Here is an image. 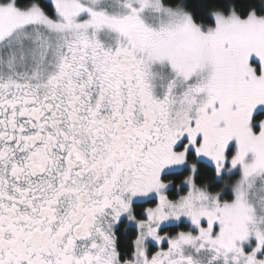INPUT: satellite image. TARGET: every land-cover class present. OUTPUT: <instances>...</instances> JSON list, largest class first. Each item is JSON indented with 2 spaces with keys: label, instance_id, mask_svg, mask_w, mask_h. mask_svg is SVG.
I'll return each instance as SVG.
<instances>
[{
  "label": "snow or ice",
  "instance_id": "snow-or-ice-1",
  "mask_svg": "<svg viewBox=\"0 0 264 264\" xmlns=\"http://www.w3.org/2000/svg\"><path fill=\"white\" fill-rule=\"evenodd\" d=\"M0 264H264V0H0Z\"/></svg>",
  "mask_w": 264,
  "mask_h": 264
},
{
  "label": "trees",
  "instance_id": "trees-1",
  "mask_svg": "<svg viewBox=\"0 0 264 264\" xmlns=\"http://www.w3.org/2000/svg\"><path fill=\"white\" fill-rule=\"evenodd\" d=\"M189 3L192 4L193 6H196L200 3V0H189Z\"/></svg>",
  "mask_w": 264,
  "mask_h": 264
}]
</instances>
